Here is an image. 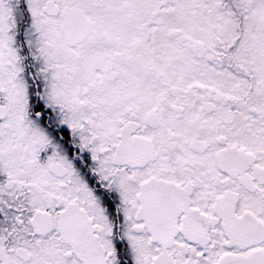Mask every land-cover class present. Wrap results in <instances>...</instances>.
<instances>
[{
	"label": "snow or ice",
	"instance_id": "1",
	"mask_svg": "<svg viewBox=\"0 0 264 264\" xmlns=\"http://www.w3.org/2000/svg\"><path fill=\"white\" fill-rule=\"evenodd\" d=\"M0 264H264V0H0Z\"/></svg>",
	"mask_w": 264,
	"mask_h": 264
}]
</instances>
